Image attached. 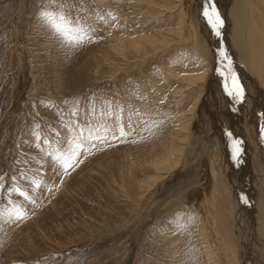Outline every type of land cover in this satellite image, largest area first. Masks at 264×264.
<instances>
[{"label":"rangeland","instance_id":"374dc122","mask_svg":"<svg viewBox=\"0 0 264 264\" xmlns=\"http://www.w3.org/2000/svg\"><path fill=\"white\" fill-rule=\"evenodd\" d=\"M72 2L95 37L78 49L46 30L41 0H0V20L17 3L0 23V209L23 206L29 215L18 225L0 221V264H225L205 251L201 223L240 260L222 126L242 130L234 116L245 111L262 146L264 117L253 95L237 101L212 85L199 4ZM247 32V67L264 89V32L259 45ZM207 64L203 79L185 78ZM121 122L129 135L111 139ZM81 128L84 147L65 171L46 153L80 138ZM105 129L107 141L90 147L89 134ZM244 146L243 162L255 175L248 184L264 189V155ZM171 152L175 162L158 169ZM16 185L35 204L12 191Z\"/></svg>","mask_w":264,"mask_h":264},{"label":"bare ground","instance_id":"6f19581e","mask_svg":"<svg viewBox=\"0 0 264 264\" xmlns=\"http://www.w3.org/2000/svg\"><path fill=\"white\" fill-rule=\"evenodd\" d=\"M195 2L199 4V15L203 21L202 38L206 44V53H208L210 56L209 58L215 66L216 73L214 83H212V85L214 87L217 86L218 88L221 86L222 88L224 87V77H222L220 73L221 70L227 68V64L229 62L226 61L222 55V52L226 51L227 55L230 57L232 67L234 68L239 77V81L244 88V94L247 93V95H253V99H255L259 105V108L257 109H259L261 115L264 114V89L257 83V81L254 80L252 75L253 72L251 73L247 67L249 49L247 48L245 40V33H248L247 31H249L250 34L252 33L255 35L254 37L257 39V43L262 38V36H258V31L263 30L264 32V0H214L215 7L218 9L219 14L224 21L220 36H217L212 28L210 29V24L202 15L203 9L207 7L206 0H195ZM16 9L17 3L13 5L12 9L9 10L8 14L4 18L6 19L9 18V16H14L15 11H17ZM247 17L250 18V22ZM4 18L0 20V23L4 21ZM253 42H255V40ZM257 45H259V43ZM208 70L209 66L207 64V67L203 69L202 73L194 74L185 78L189 81L196 79L201 80L207 75L209 72ZM217 93L218 95L220 94L219 92ZM224 93L226 94V92ZM221 100L222 99H220V101ZM220 101L217 103L218 105H221ZM239 114L240 115H238V117L234 116V123H240L242 130L235 128L231 131L227 125L222 126V128L226 132L224 137L227 140L229 147L231 146V148H227L229 149V161L231 162L229 163V168L230 172L233 173L228 175V186H224V190L226 193L229 211L232 213L231 217L236 226L238 240L241 244V254H239L240 260H231L230 256L223 251L224 247L218 244L216 237H214L211 232L205 230V225L203 223H201L200 227L202 236L201 240H199L201 243H207L205 244L207 246L204 248L206 252H209L210 250L211 254L215 258L216 256H221L225 264H264V189L261 188L263 184L260 182L254 183L253 185L251 184V189L248 183L250 180H254L252 177L255 175L251 174L252 170L249 171V169H247V159L243 162L244 157L241 156L245 154L246 157L247 151H242L238 158L234 157L232 151V141L234 138H238L243 142L241 145L242 148H245L244 145H247L249 146L248 152L250 151L254 153L259 151L262 155H264V150L262 149L264 148V145L261 146V143L259 144L258 141L254 140V121L252 122L251 116L245 111H242ZM262 117H264V115H262ZM227 121L229 122V119H226V123ZM211 127V124H209L207 129H210ZM229 132L232 134L231 136L228 135ZM252 147H254V149H252ZM172 154L173 152L158 160L156 163L158 169L170 167L173 164L172 162H175L173 160L175 157ZM177 163L178 162L176 161V164ZM246 170H248V172H246ZM163 182L164 180L161 179V187L165 184ZM247 186L250 190H247ZM254 186H257L258 189L254 188ZM246 202H248L249 206H247L248 204H246Z\"/></svg>","mask_w":264,"mask_h":264},{"label":"snow or ice","instance_id":"6c2138e0","mask_svg":"<svg viewBox=\"0 0 264 264\" xmlns=\"http://www.w3.org/2000/svg\"><path fill=\"white\" fill-rule=\"evenodd\" d=\"M207 7L203 9L202 15L205 20L210 24L212 30L217 36L221 35V29L224 21L220 16L218 9L215 7L214 0H206ZM73 8L75 4L72 0H41V6L39 8L38 15L45 26L46 30H49L53 38L63 44L64 46L78 49L88 43L94 42L93 29L90 24L82 20L79 15H73ZM103 19V17H101ZM222 55L226 61H229L227 68L221 70V76L224 77V89L228 96L234 100L240 101L244 98V88L239 81V77L236 74L230 57L226 51L222 52ZM122 112L123 110L120 109ZM111 114V113H109ZM264 115V114H262ZM108 131L105 129L104 135L89 134L90 147L94 148L96 145L92 141H100L104 143L108 139ZM118 135L112 134L111 139L119 140L122 137L129 135L121 122L118 126ZM228 135H232L230 132ZM83 128L80 129V138L72 137L71 142H61V146L57 147L54 152L46 153L52 157L60 168L67 171L74 166L76 158L80 155V151L84 145L82 142ZM37 140L40 139L39 134H36ZM47 142V141H45ZM242 141L238 138H234L232 141V151L234 157L238 158L243 151L241 145ZM56 171V169H54ZM37 189L42 188L41 182H36ZM5 190L4 184L0 183V197ZM12 191L19 193L20 196L29 200L32 204H35V199L29 197L28 193L22 191L18 185L12 187ZM29 218L28 211L23 206L8 204L0 209V221L10 224L18 225L20 222Z\"/></svg>","mask_w":264,"mask_h":264},{"label":"water","instance_id":"95a60500","mask_svg":"<svg viewBox=\"0 0 264 264\" xmlns=\"http://www.w3.org/2000/svg\"><path fill=\"white\" fill-rule=\"evenodd\" d=\"M260 124L262 125V120H261Z\"/></svg>","mask_w":264,"mask_h":264}]
</instances>
